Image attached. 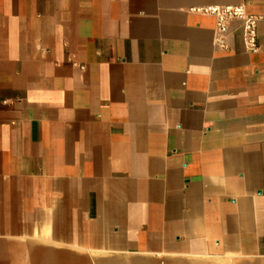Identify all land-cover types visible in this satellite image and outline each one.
<instances>
[{"label": "crops", "instance_id": "0c3cea01", "mask_svg": "<svg viewBox=\"0 0 264 264\" xmlns=\"http://www.w3.org/2000/svg\"><path fill=\"white\" fill-rule=\"evenodd\" d=\"M0 0V264H264L259 51L208 6Z\"/></svg>", "mask_w": 264, "mask_h": 264}, {"label": "built area", "instance_id": "2783aa9c", "mask_svg": "<svg viewBox=\"0 0 264 264\" xmlns=\"http://www.w3.org/2000/svg\"><path fill=\"white\" fill-rule=\"evenodd\" d=\"M195 13L212 16L215 19L216 32L218 34L217 43L225 47L223 37L228 31L229 23L238 20L242 23L244 43L251 53L259 51L257 26L259 22H264L263 16H254L246 13L243 5L239 6H208L196 8Z\"/></svg>", "mask_w": 264, "mask_h": 264}]
</instances>
